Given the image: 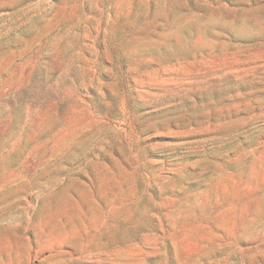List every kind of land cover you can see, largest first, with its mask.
Here are the masks:
<instances>
[{
  "label": "rangeland",
  "instance_id": "rangeland-1",
  "mask_svg": "<svg viewBox=\"0 0 264 264\" xmlns=\"http://www.w3.org/2000/svg\"><path fill=\"white\" fill-rule=\"evenodd\" d=\"M0 264H264V0H0Z\"/></svg>",
  "mask_w": 264,
  "mask_h": 264
}]
</instances>
